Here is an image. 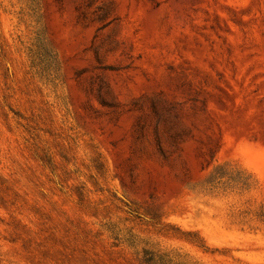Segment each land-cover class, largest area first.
<instances>
[{
    "label": "rangeland",
    "instance_id": "obj_1",
    "mask_svg": "<svg viewBox=\"0 0 264 264\" xmlns=\"http://www.w3.org/2000/svg\"><path fill=\"white\" fill-rule=\"evenodd\" d=\"M0 264H264V0H0Z\"/></svg>",
    "mask_w": 264,
    "mask_h": 264
},
{
    "label": "trees",
    "instance_id": "obj_2",
    "mask_svg": "<svg viewBox=\"0 0 264 264\" xmlns=\"http://www.w3.org/2000/svg\"><path fill=\"white\" fill-rule=\"evenodd\" d=\"M152 259L148 258V259H145L144 261L145 262H150Z\"/></svg>",
    "mask_w": 264,
    "mask_h": 264
}]
</instances>
